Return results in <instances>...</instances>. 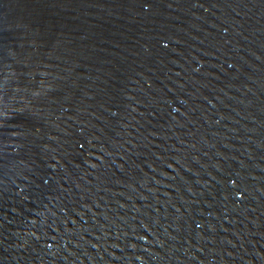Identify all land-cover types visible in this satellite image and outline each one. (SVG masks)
<instances>
[{"label":"water","instance_id":"obj_1","mask_svg":"<svg viewBox=\"0 0 264 264\" xmlns=\"http://www.w3.org/2000/svg\"><path fill=\"white\" fill-rule=\"evenodd\" d=\"M0 264H264V0H0Z\"/></svg>","mask_w":264,"mask_h":264}]
</instances>
